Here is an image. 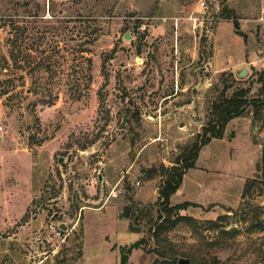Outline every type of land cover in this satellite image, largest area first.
Listing matches in <instances>:
<instances>
[{"label": "rangeland", "instance_id": "1", "mask_svg": "<svg viewBox=\"0 0 264 264\" xmlns=\"http://www.w3.org/2000/svg\"><path fill=\"white\" fill-rule=\"evenodd\" d=\"M260 77L264 0H0V264H120L140 240L127 264H264V109L199 150L169 199L190 221L148 233L154 170Z\"/></svg>", "mask_w": 264, "mask_h": 264}, {"label": "trees", "instance_id": "2", "mask_svg": "<svg viewBox=\"0 0 264 264\" xmlns=\"http://www.w3.org/2000/svg\"><path fill=\"white\" fill-rule=\"evenodd\" d=\"M258 82L261 85L255 98L248 99V90L244 88L235 89L230 96L221 93L210 106L207 121L201 132L195 136L194 141L182 149L177 158L172 161L170 167L161 165L159 169L154 170L162 178V184L158 190L159 215L156 222L148 230L150 237H156L161 230L173 227L180 221H190V218L180 216L178 213L189 206L196 207V205L188 202L170 205L169 199L179 189L183 175L187 170L194 167L199 150L213 139H222L226 124L234 118L243 117L248 108L253 110V118L256 121L261 120L260 111L264 109V77H260ZM259 170L261 181L264 182V150ZM259 180L251 179L246 182L242 198L246 196V193L248 194L251 190H254L255 184ZM126 212L123 216H126ZM143 243L144 240H140L129 247L121 248L120 264H127V255L132 249L141 248Z\"/></svg>", "mask_w": 264, "mask_h": 264}, {"label": "water", "instance_id": "3", "mask_svg": "<svg viewBox=\"0 0 264 264\" xmlns=\"http://www.w3.org/2000/svg\"><path fill=\"white\" fill-rule=\"evenodd\" d=\"M126 39H128V36H125ZM246 74V71L241 69L237 72L238 77H243ZM61 228H64L63 225H61ZM177 264H190V261L185 258H180L177 261Z\"/></svg>", "mask_w": 264, "mask_h": 264}]
</instances>
